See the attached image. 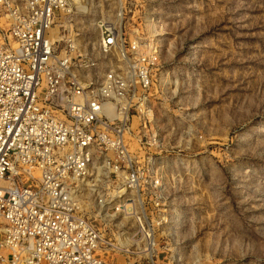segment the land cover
Here are the masks:
<instances>
[{
  "label": "built area",
  "instance_id": "obj_1",
  "mask_svg": "<svg viewBox=\"0 0 264 264\" xmlns=\"http://www.w3.org/2000/svg\"><path fill=\"white\" fill-rule=\"evenodd\" d=\"M77 1L0 0V264H157L160 47L122 28L148 0H120V26L85 52Z\"/></svg>",
  "mask_w": 264,
  "mask_h": 264
},
{
  "label": "rangeland",
  "instance_id": "obj_2",
  "mask_svg": "<svg viewBox=\"0 0 264 264\" xmlns=\"http://www.w3.org/2000/svg\"><path fill=\"white\" fill-rule=\"evenodd\" d=\"M81 3L66 24L92 51L103 23L120 26V0ZM134 16L123 30L139 28L161 57L155 121L168 224L157 264H264V0H148Z\"/></svg>",
  "mask_w": 264,
  "mask_h": 264
},
{
  "label": "bare ground",
  "instance_id": "obj_3",
  "mask_svg": "<svg viewBox=\"0 0 264 264\" xmlns=\"http://www.w3.org/2000/svg\"><path fill=\"white\" fill-rule=\"evenodd\" d=\"M76 5L78 6V11H83L85 8V6L81 3V0H78ZM127 244H130V241L126 242ZM149 253L152 251V241L149 242V245L147 246V250Z\"/></svg>",
  "mask_w": 264,
  "mask_h": 264
}]
</instances>
